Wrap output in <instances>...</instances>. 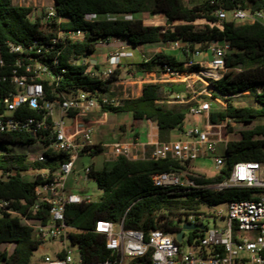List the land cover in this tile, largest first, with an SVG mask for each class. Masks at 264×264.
Segmentation results:
<instances>
[{
	"label": "trees",
	"instance_id": "1",
	"mask_svg": "<svg viewBox=\"0 0 264 264\" xmlns=\"http://www.w3.org/2000/svg\"><path fill=\"white\" fill-rule=\"evenodd\" d=\"M54 1L55 19L42 23L41 16L32 17L33 8L14 5L11 0H0V59L4 62L0 75L8 76L12 69L24 75L27 65L32 68L38 63L51 75L48 80H38L43 85L46 101L68 98L78 91L107 94L106 83L118 80V70L107 82H99L84 75L86 66L74 63L94 55L101 43L126 41L133 47L181 43L187 48V53L182 52L187 60L194 52L204 51L212 43L227 44L230 51L224 57L225 72L219 80L208 82L209 96L200 98L210 103V124L224 123L228 132L231 123L254 125L240 131L238 140L226 143L222 154L224 166L219 173L210 177L195 175L192 181L196 186H210L224 181L236 163L264 164V125L256 123L264 120V22L224 20L220 22V28L215 26L218 22L215 12L219 10L260 13L264 19V0H188L186 3L185 0ZM88 14L100 18L85 22L84 16ZM144 14L162 15L166 25L145 26L142 22ZM105 16L114 17V20L108 21L103 18ZM125 16L130 19H124ZM198 21L203 23L195 24ZM76 30L83 32L81 40H62L49 48L50 40L58 32ZM7 44L20 45L22 52L8 53ZM16 61L21 62L20 68L14 66ZM163 66L172 71H183L182 63L164 53H156L135 65L141 73L163 71ZM183 92V87L174 84L146 83L142 85L139 97L120 100L117 107H102L100 111L113 115L129 114L135 123L151 121L157 127L158 142H166L171 131L181 129L191 106V103L170 106L166 101L170 95ZM12 93L14 88L9 81H0V99ZM243 94L250 100L238 107L234 97ZM3 110L2 107L0 115ZM34 114L29 108L22 107L13 118ZM35 142L27 132H0V201L8 202L9 208L24 219L45 224L48 221L47 206L41 205L33 210L36 202L34 189L41 184L40 177L33 176L28 180L23 174L30 170H54L62 159L47 155V161L39 163L29 161L26 154L15 150V147ZM100 152L101 148L96 146L91 156H98ZM188 167L189 163L170 159L130 161L123 157L92 166L89 178L101 195L89 204L65 206V224L79 231L68 235L69 244L77 248L84 263L112 261L115 255L105 250L104 237L93 232L97 221L121 223L124 230L140 231L144 236L151 231H161L172 236L175 242L174 237L190 216V210L200 203L213 207L264 196V188L182 192V189L156 187L152 182L153 175ZM199 236L197 230L189 232L188 242L192 243ZM41 243L20 217L0 212V264H31L33 253ZM5 245H11L12 250H3L1 247ZM64 254L65 251H61L56 256L62 258ZM150 255L149 250L141 258L127 259L126 264H152Z\"/></svg>",
	"mask_w": 264,
	"mask_h": 264
},
{
	"label": "built area",
	"instance_id": "2",
	"mask_svg": "<svg viewBox=\"0 0 264 264\" xmlns=\"http://www.w3.org/2000/svg\"><path fill=\"white\" fill-rule=\"evenodd\" d=\"M54 7L52 1L47 8L41 9L42 23L55 19ZM215 17L218 20L215 24L217 28H220V22L224 20L253 23L263 19L260 13L240 10L230 12L219 10L215 12ZM99 18L95 14H88L84 16V21L93 22ZM103 18L108 21L114 20L111 16ZM124 19L130 17L125 16ZM82 38L83 32L79 30L58 32L55 38L50 40L49 48L52 49L62 40L77 41ZM171 45L182 52H188L184 45L179 43ZM7 48L10 54L22 52L20 45L7 44ZM207 50L211 59L203 67L194 70L195 64L188 60L184 62L182 68L195 74L197 81L208 85L210 81L219 80L225 72L224 57L230 48L224 43L220 45L214 43ZM196 54L198 53L195 52ZM126 56L129 54L119 48L108 53L102 65L93 64L91 56L74 63L86 66L84 75L89 79L107 82L119 67L121 59ZM3 66L4 62L0 59V69ZM14 66L20 68L21 62L16 61ZM24 72V75H19L16 69H12L8 76L0 75L1 82L8 80L14 88V93L2 99L0 110L2 107L4 110L0 115V132H27L35 138V144L42 146L41 153L33 161L44 163L47 161V155H55L60 156L62 162L58 163L54 170H30L33 176H39L41 181V184L34 189L36 202L33 210H37L41 205L47 206L48 221L45 224L24 219L12 211L5 201H0V212L20 217L22 222L33 230L40 242L49 240L61 244L62 247L58 251L41 258L39 264H122L124 260L143 257L149 250L152 264H264L263 195L253 200L232 201L219 205L218 207L224 206L225 209L215 211L214 219L224 220L223 228L204 227L201 222L208 218L206 215L187 217L185 224L202 225L204 229L197 230L200 236L192 243L188 242L190 248L186 253L174 242L172 236L161 231H151L144 236L140 231L124 230L121 223L97 221L93 232L104 237L105 250L115 255L114 260L84 263L78 250L75 257H71L65 243H69V234L79 231L65 224V206L89 204L94 201L84 189V185L91 180L89 174L94 165L81 164V159L98 157L101 160L99 164L111 163L120 157L130 161L170 159L182 164H191L198 159L211 157L214 173L217 174L224 166L223 157L216 156V148L220 144L225 147L227 143L222 137L225 124H210V104L199 101L189 107L188 115L203 117L205 125L202 128L197 126L183 128L180 132L183 139L142 143L132 137L124 142L97 144L93 139L95 124L89 119V115L94 110H101L102 107H117L118 100L110 98L105 93L92 94L78 91L68 98L46 101L43 85L38 80L50 79V72L38 63L32 68L27 65ZM163 72L171 76L180 73L170 70L167 66H163ZM106 85L108 88L111 84L106 83ZM199 94L193 98L200 96ZM169 103L185 104L188 101L178 95H172ZM22 107L35 112L34 116L13 118V114ZM96 146L101 148V152L98 156L92 157ZM194 176L195 174L188 167L186 170L156 174L151 179L156 187L182 189V192H189L192 189L220 192L228 188H264V169L255 162L234 164L224 181L210 186H196L192 181ZM69 181L72 182V187H68ZM77 183H80V188ZM61 251H65V254L62 258H58L56 254Z\"/></svg>",
	"mask_w": 264,
	"mask_h": 264
},
{
	"label": "crops",
	"instance_id": "3",
	"mask_svg": "<svg viewBox=\"0 0 264 264\" xmlns=\"http://www.w3.org/2000/svg\"><path fill=\"white\" fill-rule=\"evenodd\" d=\"M12 3H13V1H12ZM19 6H22V5H19ZM159 19L161 22H159ZM155 20H156V22H155ZM142 22L145 26H165L166 25L165 18L162 15H147V14L145 15L144 14V15H142ZM198 22H196L195 24H199ZM175 24H178V23H175ZM112 41H115L116 43H118V45L113 50L109 51L108 53L121 48L122 52L129 54V56H126V57L121 59V62H120V65L118 68L122 69V71L124 73H129L130 76H132V74L134 72H137L133 78L126 79L124 81V83H129L128 81H131V80H134L135 82L142 80L140 82V84L136 83L139 86H136L135 87L136 89L133 91L130 89L127 90V86L124 85L122 87L123 97L120 100L133 99V98L139 97L141 95L142 85L146 84V82L144 80L148 76L151 78V81H147V83L174 84V85H177L179 88L183 87L185 89V92H183L185 94V99L182 96L183 93H175L172 95L180 96L185 101L187 100L188 103H191V105H193L199 101H203L201 98H200L201 100H198L199 96H197L196 98H193V97H195V95L202 93V96H209V94H208L209 93V87H207L208 85L206 84V86H204L203 85L204 83L197 81L195 74H193L192 72H189L188 70L184 69L182 72L178 73L177 76L168 75V74L164 73L162 70H160L159 72H145V73H141V72H138L136 70V67H135L136 64L143 62V61H147L152 55H154L156 53H164V54L173 56L176 59V61L182 63V66H183L184 62L188 61V60L185 59V57L183 56V53L180 49L173 48V46L171 44H150V45H159L162 48H159V49L157 48L154 52H152V54H149V52L152 50V48H144V45H139V46L133 47V46L129 45L126 41H117V40H112ZM179 44L182 45L181 43H179ZM215 45H220V44H215ZM108 53H106L105 55H102V61L101 62H98L94 58L95 54L92 55L91 56L92 63L97 65V66L102 65L104 63L105 58H106ZM196 53H198V54L195 55V52L193 53V55L191 56L189 61H192L195 64L194 67H197V69H199L200 67H203L205 64H207V62L211 59V55L207 49L204 51H196ZM197 69H194V70H197ZM143 76H144V78H142ZM193 79H195L196 82H194ZM186 80H190L191 82H194L192 84L193 86H195L196 83L199 84L200 86L203 85L202 86L203 89L200 90L199 92H195L191 89L188 90L187 87L189 86V84L186 82ZM114 84H115V82H114ZM128 88H130V87H128ZM137 90H138V92H137ZM127 92L131 95L130 97H128ZM186 94H189V97H187ZM172 95L169 96V99H171ZM120 100H118V101H120ZM204 102H207V101H204ZM166 104H171V103H169V101H166ZM185 104H187V103H185ZM99 111L100 110H94L89 115V119L93 120V118H96L97 116H99V113H98ZM107 114H109V113H107ZM121 115H124V118H125L123 120L124 124H122V126H124V125L127 127L131 126L132 128L128 129V131H126L125 133H120L123 131L122 126H119V128L111 129V130H108L106 128H97L95 126L96 130H95V134H94V138H93L95 143H97V144H111L114 142H124V141H126L132 137L137 138L138 141L142 142V143L158 142V131H157L156 125L153 122L146 121V125H147L146 126V132L144 133V139L141 140V138H140L141 134L139 132H137L136 130H134V127H136V128L141 127V129H142L143 126H141L140 123H135L134 121H132L131 116L129 114H121ZM128 118L131 119L130 120L131 122H129V124L127 125L125 123V120H127ZM183 128H189V127H184L182 125L181 129L171 131L168 135V141H175V140L183 139V137L180 133ZM153 131H155V132H153ZM174 132H175V134H173ZM113 136H115V137H113ZM109 137L113 138V141L108 142L107 139ZM154 137L156 138L155 140H153ZM224 149H225V147H224ZM216 156H222V155L216 154ZM84 159H81V161H80L81 164H83L82 160H84ZM189 169L195 175H201V176H205V177H210V176H213L215 174L214 170H213V162H212L211 157L198 159L197 161L190 164ZM67 184H68V187L73 186L71 181H69ZM87 192L92 196V199L94 201L97 200L99 198V196L101 195V191L98 190L97 187L95 190H91V192L88 189Z\"/></svg>",
	"mask_w": 264,
	"mask_h": 264
},
{
	"label": "rangeland",
	"instance_id": "4",
	"mask_svg": "<svg viewBox=\"0 0 264 264\" xmlns=\"http://www.w3.org/2000/svg\"><path fill=\"white\" fill-rule=\"evenodd\" d=\"M13 1L14 5H22V6H28L33 8V14L32 17L34 16H40L41 14V9H45L47 8L51 3L52 0H11ZM188 0H185V3ZM162 20V19H161ZM156 22V20H155ZM159 22L160 19H159ZM262 22H264V19H262ZM198 23H202L201 21H199ZM118 45V43H116L115 41H109L108 43H101L97 46L96 48V53L94 55V58L98 61L101 62L102 61V55H105L106 53H108L109 51L113 50L116 46ZM144 48H152V50L149 52V54H152V52H154L157 48H162L159 45H150V44H146L144 45ZM78 63V61L76 62ZM116 70L119 71V75H118V81L115 82V84H111L108 86V90L109 92L107 93V95L110 96V98L116 99V100H120L123 97L122 94V87L124 85L127 86V90H135L136 86L138 83L140 84V82L142 80H139L138 82H135L134 80L128 81L129 83H124V81L126 79H130L133 78L134 75H136L137 72H134L132 74V76L129 75V73H124L122 71V69L117 68ZM133 71V70H132ZM144 78V76L142 77ZM194 82H196L195 79H193ZM146 83L147 81H151V78L148 76L145 80ZM186 82L189 84V86L187 87L188 90H193L195 92H199L200 90L203 89V85L206 86V84L203 85H199L196 83L195 86H193L192 84L194 82H191L190 80H186ZM137 83V84H136ZM130 87V88H128ZM138 89V88H137ZM138 92V90H137ZM128 97H130L131 95L127 92ZM135 95V94H134ZM133 95V96H134ZM200 96H202V93L199 94ZM182 96L185 99V94L183 93ZM199 96L198 100H201ZM250 100V97L246 94L243 95H238L234 97V101L236 106L241 107L246 105ZM220 105L223 106L222 103H219ZM170 106H174V105H182V104H168ZM99 116H97L96 118H93V123L95 124V126L97 128H106L108 130L111 129H116L119 128V126H122V124H124L123 120L124 115L121 114H116L112 115V114H107V113H103V112H98ZM4 114H7L6 112H4ZM131 119H127L125 120V123L128 125ZM258 124H263L264 125V120H261L259 122H256ZM142 127H134V130H136L137 132H139L141 134L140 138L141 140L144 139V133L146 132V121H142V123H140ZM205 125V119H203V117L200 116H186L183 126L184 127H192V126H197L199 128H202ZM254 124L251 125H242V124H236V123H231L230 124V132H228L227 127L225 125V128L223 129V133H222V137L224 142H228V141H235L239 139V132L248 128H251ZM123 131L120 133H125L126 131H128V129L132 128L131 126L127 127V126H122ZM155 132V131H153ZM177 133V132H176ZM175 134V132L173 133ZM115 137V136H113ZM156 138L154 137L153 140H155ZM108 142L113 141V138L109 137L107 139ZM15 150L18 152H22L24 154H26L27 159L29 161H33L36 156L41 153L42 150V146L39 144H33V145H27V146H19V147H15ZM224 153V146L222 144L218 145L216 148V154L217 155H222ZM100 159L97 158H85L84 160H82V163L84 165H98L100 163ZM262 168L264 169V164L261 165ZM33 172L28 171L25 174H23V178L25 179H32L33 178ZM264 177V176H263ZM78 187L80 188V183H77ZM85 186V187H84ZM84 189L85 190H95L96 189V185L94 183V181L92 180H88V182L84 185ZM218 209H225L224 206H213V207H208L206 205H203L202 203H200L198 205L197 208H194L191 211L190 217L194 218V216L198 215V214H202V215H206L208 216L207 219H204L201 223L204 225V227L206 228H213L214 226L217 228H223L225 225L224 220L219 219V218H215L214 219V215H215V211H217ZM185 224V222H184ZM183 239L180 243V248L182 249V251L184 253L188 252L190 246L188 243V238H189V232L188 231H184L183 232ZM66 248L68 249V251L70 252L71 257H75L76 252H77V248L73 245H70L69 243H65ZM61 244L56 242V241H49V240H45L41 243L40 247L38 248V250H36L33 253V257H32V262L31 264L37 262L39 263V260L41 258H43L44 256H50L52 255L54 252L58 251L61 248ZM3 250H6L7 252H10L12 250V246L11 245H5L1 247ZM122 264H126V260H124V262Z\"/></svg>",
	"mask_w": 264,
	"mask_h": 264
},
{
	"label": "water",
	"instance_id": "5",
	"mask_svg": "<svg viewBox=\"0 0 264 264\" xmlns=\"http://www.w3.org/2000/svg\"><path fill=\"white\" fill-rule=\"evenodd\" d=\"M54 5H55V1L53 0ZM169 23V21L167 22ZM214 44V43H212ZM1 103H2V99H0V107H1ZM204 229V227L202 225H196V224H183L181 231L175 235L174 239L176 243H181L182 238H183V232L184 231H188V232H193L195 230H202Z\"/></svg>",
	"mask_w": 264,
	"mask_h": 264
}]
</instances>
